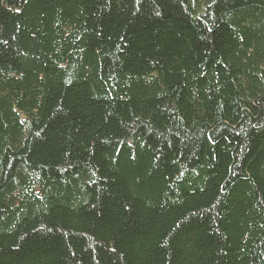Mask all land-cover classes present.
Returning <instances> with one entry per match:
<instances>
[{"label": "trees", "instance_id": "trees-1", "mask_svg": "<svg viewBox=\"0 0 264 264\" xmlns=\"http://www.w3.org/2000/svg\"><path fill=\"white\" fill-rule=\"evenodd\" d=\"M0 264H264V0H0Z\"/></svg>", "mask_w": 264, "mask_h": 264}]
</instances>
